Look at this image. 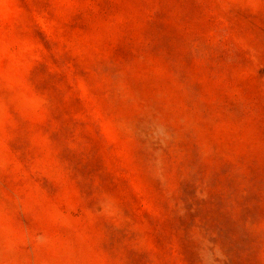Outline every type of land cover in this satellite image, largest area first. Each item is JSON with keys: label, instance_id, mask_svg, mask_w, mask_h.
Segmentation results:
<instances>
[{"label": "rangeland", "instance_id": "rangeland-1", "mask_svg": "<svg viewBox=\"0 0 264 264\" xmlns=\"http://www.w3.org/2000/svg\"><path fill=\"white\" fill-rule=\"evenodd\" d=\"M0 264H264V0H0Z\"/></svg>", "mask_w": 264, "mask_h": 264}]
</instances>
